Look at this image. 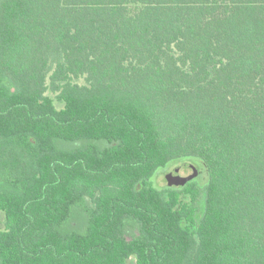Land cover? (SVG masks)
Segmentation results:
<instances>
[{
    "label": "trees",
    "instance_id": "obj_1",
    "mask_svg": "<svg viewBox=\"0 0 264 264\" xmlns=\"http://www.w3.org/2000/svg\"><path fill=\"white\" fill-rule=\"evenodd\" d=\"M0 211V264H264V0H0Z\"/></svg>",
    "mask_w": 264,
    "mask_h": 264
},
{
    "label": "rangeland",
    "instance_id": "obj_2",
    "mask_svg": "<svg viewBox=\"0 0 264 264\" xmlns=\"http://www.w3.org/2000/svg\"><path fill=\"white\" fill-rule=\"evenodd\" d=\"M54 97V95L49 94ZM192 165H195L193 162L190 161H177L171 163L167 168L160 169L156 175L151 179V184L158 190L167 192L169 188H179L175 186H169V175L171 173H178L182 174L181 171H177L178 168H183L184 172L187 174H190V167ZM196 166V165H195ZM200 175L197 179L199 183L204 182V179L207 181V175H206V169L203 165L198 164ZM184 174V173H183ZM200 206L205 209V203L204 201L201 202ZM86 208H91V204L88 203L85 206ZM86 208H77L73 212V216L71 220L63 227V231H71V230H79L83 232L86 229V220H87V209ZM5 229V214L0 211V230ZM138 233L137 227L132 226L127 230V237L132 238ZM125 264H136L135 257H131L127 260Z\"/></svg>",
    "mask_w": 264,
    "mask_h": 264
},
{
    "label": "water",
    "instance_id": "obj_3",
    "mask_svg": "<svg viewBox=\"0 0 264 264\" xmlns=\"http://www.w3.org/2000/svg\"><path fill=\"white\" fill-rule=\"evenodd\" d=\"M177 171H181L182 174H178L176 173V171L175 173H171L169 175V186L183 187L188 182H191L192 180L197 179L200 175V170L195 165H192L190 167V171H189L190 174L185 175L186 173L184 172L183 168H178Z\"/></svg>",
    "mask_w": 264,
    "mask_h": 264
}]
</instances>
